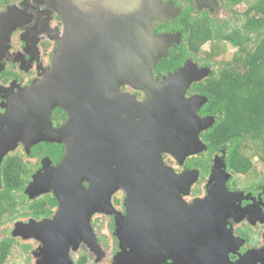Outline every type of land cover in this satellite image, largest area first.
Listing matches in <instances>:
<instances>
[{
    "label": "flooded vegetation",
    "instance_id": "obj_1",
    "mask_svg": "<svg viewBox=\"0 0 264 264\" xmlns=\"http://www.w3.org/2000/svg\"><path fill=\"white\" fill-rule=\"evenodd\" d=\"M159 1L164 7L168 6L167 8L175 11H170L168 17L162 7L163 14H157L158 18H153L150 22L153 35L162 38L154 44H148V51H153L158 59L152 66L150 75L156 82L163 83L161 88L163 101L149 105L145 111L141 110L136 108L138 107L136 102L138 101L139 104L144 102L147 99L146 92L128 84H119L117 95L107 96L106 101L113 100L115 107L122 93L126 101L130 100L125 102V106L134 111L130 115L132 118H129L130 116L128 117L124 111L117 113L114 110L113 115L109 117V123L114 130L108 126L105 129L106 134L102 133L99 138H95L93 133L91 139L87 136L84 140H87L85 142L88 154L97 156V162L107 163L108 169L112 170L118 168L117 163L120 165L121 162L119 157L123 154V157L126 156L125 154L131 156L136 154L134 124L137 123L139 128L145 130L144 134L148 140L146 149L154 158L155 167L148 166L147 170L158 173L161 177L158 175L156 183L146 182L143 190L136 191L131 206L125 202L127 197L125 189L122 191L123 189L116 188L112 191L109 197L110 205L105 204L106 211H111L112 214L100 211L92 213L89 218L92 232L98 242L100 237L96 232L99 228L98 221L102 224L108 222L112 231L107 226L106 234L115 239L116 250L123 241L122 244L126 246L127 251L135 252V261L131 264H264V170L257 169L255 165L264 162L255 155L248 156L251 162L250 168L244 172L239 171L227 160L228 148L209 150L201 136L213 124L216 115L200 112L207 97L193 85L198 82L201 85L207 83L206 78L212 71L201 79L191 82L183 94L185 100L192 97L206 98L201 103L195 102L199 104L196 112L199 118L204 120L213 118L211 124L198 133L204 149L186 153L181 156L182 158H175L171 153L164 152V136H166L164 135L166 134L164 133V80L181 68L187 60H191L193 52L199 50L200 46L197 50L191 48L189 37L192 28L198 30L203 16L209 17L200 6L207 3V9L211 8L209 6L211 0ZM127 2L131 25L136 26L138 12L144 17L147 12L153 10L150 6L151 0ZM106 3L109 4V12H112L115 0H0V146L3 145L7 149L0 161V187L3 162L12 163L13 166L15 164L21 172L22 180L21 189L13 192L17 204L11 215L4 213L0 224L6 217L13 218L12 225L13 227L18 225L15 232L20 234L22 240H25L24 235H27L24 231L26 223L30 220L38 222L50 219L58 210L56 184L55 182L50 184L48 181L54 178V167L67 152L65 143L69 140L67 130L63 129L69 117L67 111L57 104V101L53 100L52 104H49V101L45 102L47 97L42 96L41 88L36 90L34 85L40 84L52 72L56 82L61 83L63 79L62 67L59 66L58 71L55 72L54 68L64 34L72 35L71 29L66 32L68 27L65 23V12L71 15L70 19L73 11L84 13L82 18L88 27L85 30L78 29L77 35H82L80 38H85L87 41L91 36L90 33H93L96 38L92 36L91 39L92 42H96L98 34L102 33L98 24L99 9L101 10V6L104 8ZM77 13H74L76 18L79 17ZM164 35L171 41L167 46L166 56H164ZM193 35L196 37L195 42L200 44L197 32ZM93 45L98 44L93 43ZM170 49H173L177 56L184 58L181 66L172 71L164 70V57L168 56ZM196 65L198 68L204 66L197 62ZM41 97L44 102H41ZM56 97L55 95L54 98ZM133 98L136 101H133ZM62 99L64 100L62 96L57 98V100ZM90 99H87V103L94 105L95 103ZM119 104L120 102L117 106ZM182 104L173 106L182 116V118L177 117L176 120L178 124L181 121L188 124V119L193 120L191 114L194 107L192 102ZM41 107L45 109L49 107L48 119L44 118L43 127L41 120L36 117L37 115L40 117ZM135 111L145 115L142 120L135 115ZM194 122H197L196 118ZM194 122L189 124L191 129L188 130L191 133L195 130ZM125 130L129 135H126ZM74 134H77V130ZM41 135L50 137L51 140H37ZM77 138L74 136L70 139L72 141ZM152 138L157 139L154 145L150 143L153 141ZM173 152L180 156L178 151L173 150ZM117 154L119 161L108 160L114 157L118 159ZM198 155H203L205 159H199ZM103 158L106 160L104 161ZM159 163L171 168L175 175L183 173V177L164 182V172H162L164 167ZM254 167H256L255 171H253ZM37 177L43 181L41 184ZM221 181L224 182L225 189L218 188ZM80 184L84 189L89 187V182L86 180ZM210 195L213 198H210ZM217 195L219 198H215ZM102 196L100 194L99 204L106 203ZM19 207L25 208L26 217L22 219L14 217L15 210ZM36 212L39 214L36 215ZM2 238L4 237L0 239ZM100 239H105V236ZM81 247L87 245L80 242L77 249ZM42 257H44L43 253ZM82 257L87 258L88 255ZM47 259V264H51L50 259L48 257ZM85 264L88 262L86 261Z\"/></svg>",
    "mask_w": 264,
    "mask_h": 264
},
{
    "label": "water",
    "instance_id": "obj_2",
    "mask_svg": "<svg viewBox=\"0 0 264 264\" xmlns=\"http://www.w3.org/2000/svg\"><path fill=\"white\" fill-rule=\"evenodd\" d=\"M118 1L115 0V5H112V12H109L108 3L104 4V8L101 6V10L99 9L98 24H100L99 30L102 33L101 35L98 34L96 42H92L91 37L96 38L93 33H90L91 36L88 37L89 40L87 41H85V38H80L82 35H77L78 29L85 30L88 27L82 18L84 13L73 11L70 19L71 15L69 16L65 12L64 18L68 27L66 32L71 29L72 35L64 34L54 68L55 72V70L58 71L59 66L62 67L61 75H63V79L61 83L56 82L52 72L40 84L34 85L36 90L41 88L42 96L47 97L45 102L49 101V104H52L53 100L54 102L57 101L56 103L61 105L69 115L66 124L63 126V129L67 130L69 134V140L67 139L68 141L65 143L67 152L54 167V178L48 181L50 184L54 182L56 184L55 194L58 199V210L52 218L38 222L30 220L24 227V231H28L30 236L39 239L41 242L40 253L48 257L51 264H72L68 252L77 248L82 241L91 249H94L96 241L89 218L94 212H107L106 205L109 204L112 191L123 185L127 194L125 202L131 206L136 191L143 190L146 182L156 183L157 177H161L160 174L151 173L147 170L148 166L155 167L154 158L152 157L153 154H150L146 149L148 140L144 134L145 130L139 128L137 123L134 124L136 128V140H134L137 147L136 154L132 156L125 154V157H123V154L119 157L121 162H119L120 165L117 163L118 168L110 169V171L106 166L107 163L97 162V156H92L86 151L85 141L87 140H84V138L87 139V136H89V139H91L93 133L95 138H99V135L104 134L108 126L112 128L109 117L111 114L113 115L114 110L117 113L124 111L128 117L134 112L125 106V102H130V100L126 101L122 93L119 106H117L118 101L115 107L112 103L113 100L106 101L107 96L112 95L114 97L115 94L117 95L119 84H128L146 92L147 99L140 104L138 101L136 102L138 105L136 108L141 110L145 111L149 105L163 101L161 92L163 83L156 82L150 75V70L158 59L153 51H148V44H154L158 39H162L153 35L150 22L153 18H158L157 14H163L161 9L164 6L159 0H151L152 12H147L144 17H141L138 12L135 26V24L131 25L130 21V9L127 2L129 0ZM139 1L137 0V2ZM167 7H164V13L167 12L169 17V12L175 11ZM74 13H77L79 17L76 18ZM75 18L77 21H75ZM70 20H72V23H70ZM71 24L73 25L71 26ZM168 38L164 35V56L167 54L168 44L171 43ZM93 43L98 45H93ZM191 70H194V72H191ZM208 70L205 67L198 68L190 60H187L181 68L164 80V133H166L164 134L166 135L164 136V152L171 153L175 158L204 149L198 133L209 126L213 118L207 120L199 118L196 113L199 104L195 102L201 103L206 98L192 97L185 100L183 94L191 82L207 75ZM55 95L56 98H54ZM60 96L64 100H57ZM88 98H91L90 101L95 104H88ZM132 100L134 101L135 98ZM41 102H44L42 97ZM184 102L188 104L192 102L194 109H192L191 117L193 120L188 119V124L185 121L178 124L176 118H182V116L180 111L177 112L176 107L173 106L184 104ZM47 109L41 107L40 117L36 116L37 119L41 120V127L44 126V118L48 119L49 107ZM139 113L141 112L135 111V115L138 118L141 117L142 120L145 115ZM45 115L46 117H44ZM114 115L116 117V113ZM129 118H132V116ZM195 118L197 122H194ZM190 122L196 124L193 127L195 130L192 129V133L188 130ZM127 126L129 127V124ZM75 130H77V134H74ZM125 133L129 135L127 130H125ZM74 136L78 138L71 141L70 138ZM152 139L153 141L150 143L154 145L157 139ZM37 140H51V138L41 135L37 137ZM173 150L178 151L180 156L176 152L174 153ZM6 151L7 149L1 145L0 161ZM116 156L118 158V154ZM119 158L114 157V159L108 160L115 162V160L119 161ZM103 160L106 159L103 158ZM158 160L161 161L160 158ZM159 165L164 167L162 170L164 172V182L173 181L174 179L179 180L178 178L183 177V173L175 175L171 168L166 165L163 166L161 163ZM37 180H39V184L43 182L39 177H37ZM83 180L89 182L87 189L82 188L80 184ZM189 182L187 183L189 184ZM218 188L225 189L223 181H221ZM100 194L103 195L102 197L106 203H98ZM210 198H213V196L210 195ZM215 198H219V195ZM17 226L15 225L14 228H17ZM12 233L13 235H20L15 230Z\"/></svg>",
    "mask_w": 264,
    "mask_h": 264
},
{
    "label": "trees",
    "instance_id": "obj_3",
    "mask_svg": "<svg viewBox=\"0 0 264 264\" xmlns=\"http://www.w3.org/2000/svg\"><path fill=\"white\" fill-rule=\"evenodd\" d=\"M250 13L259 14L264 19V0H256L248 5L244 16ZM202 19L198 30H191L189 42L193 50L199 48L193 35L196 32L200 43L218 38L235 42L242 49V40L223 32L226 23H218L206 15ZM234 58L241 59V71L233 66L230 69H222L218 76L211 72L206 78L207 83H194L193 87L207 97L200 112L216 115L213 124L201 135L202 139L209 150L228 148L227 160L236 169L244 172L250 168L251 162L249 157L239 154L237 145L245 136L255 134L258 137L262 147L260 160L264 162V33L254 40L253 48L247 50L245 56L243 54ZM183 60L182 56H177L173 49H170L168 56L164 57V70H174L181 66ZM1 180L0 222L4 213L11 215L17 204L13 192L21 189V172L15 164L13 166L12 163L3 162ZM38 214L39 212H36V215ZM13 244L14 239L11 237L0 239V264H7L6 259ZM85 263L86 259L82 257L74 264Z\"/></svg>",
    "mask_w": 264,
    "mask_h": 264
},
{
    "label": "rangeland",
    "instance_id": "obj_4",
    "mask_svg": "<svg viewBox=\"0 0 264 264\" xmlns=\"http://www.w3.org/2000/svg\"><path fill=\"white\" fill-rule=\"evenodd\" d=\"M256 0H211L208 8L207 3L200 6L201 10H205L207 15L219 22L226 23L223 28V32L239 38L243 41L242 49L239 44L235 42H230L218 38H213L212 40L202 42L199 44L200 48L198 51L193 52V57H191V62L196 65L201 63L202 67H207L208 73L212 71L215 76H218L222 69H230L235 66L238 71L242 70L241 59L237 60L234 56H241L247 53L254 46V40L264 33V21L263 17L259 14L250 13L244 16L247 6ZM234 58V59H233ZM241 58V57H240ZM197 67V65H196ZM208 75V74H207ZM203 77V76H202ZM201 77V78H202ZM137 99V98H136ZM237 150L243 155L253 156L255 155L260 159L262 156V147L258 137L255 134L245 136L241 139L237 145ZM205 155V154H204ZM198 158L205 159L203 155H198ZM164 163L165 160H164ZM257 169L264 170L263 163H255ZM256 167L253 168L255 171ZM120 190L124 191V186L119 187ZM23 212V213H22ZM25 208L19 207L15 210L14 217L20 219L26 217L24 214ZM109 214H112L111 211ZM13 218L6 217L4 221L0 224V238L9 236L14 239L13 247L6 259L7 264H47L48 259L44 255L42 257L41 251L39 249L41 242L30 233L25 230V233L29 235L25 240L19 235H13L12 231L15 230L13 227ZM99 222V228L96 230L97 235L100 237L105 236V239H100L95 243L94 249H91L85 242L87 247L75 248L76 251L71 250L69 257L71 263L73 264L78 258L83 255H88L86 261L88 264H131L135 261V252L133 250H126V246L120 242L118 250L115 248V239L108 237L106 234V228H110L111 225L108 222L103 224ZM110 226V227H109ZM108 230V229H107ZM112 231V230H111ZM114 232H116L114 230ZM115 235V234H114ZM210 239V238H208ZM96 241V239H95ZM39 245V246H38ZM25 246H27L25 248ZM96 246V248H95ZM74 249V250H75ZM81 254V255H80Z\"/></svg>",
    "mask_w": 264,
    "mask_h": 264
}]
</instances>
